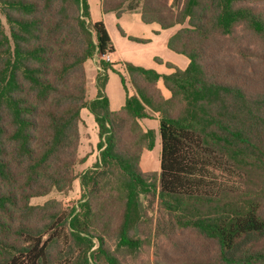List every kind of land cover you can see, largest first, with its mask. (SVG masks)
Segmentation results:
<instances>
[{"label": "trees", "instance_id": "16d2710c", "mask_svg": "<svg viewBox=\"0 0 264 264\" xmlns=\"http://www.w3.org/2000/svg\"><path fill=\"white\" fill-rule=\"evenodd\" d=\"M161 1L130 0L126 10L160 29L179 26L167 48L188 66L166 64L165 75L123 62L129 94L117 63L101 61L88 100L84 63L115 50L103 21L90 20L87 1L0 0V264H119L105 247L109 234L90 229L89 201L82 216L49 221L39 219L45 206L29 205L75 180L82 109L93 116L98 158L80 184L97 196L101 181L118 174L121 209L99 212L107 228L115 223L117 249L140 247L131 237L139 195L156 193L175 225L208 249L181 264H264V0ZM101 9L124 11L112 0ZM108 70L126 93L117 111L104 94ZM149 113L160 115L157 189L148 182L154 174L139 167L141 152L154 147L155 131L140 124Z\"/></svg>", "mask_w": 264, "mask_h": 264}, {"label": "rangeland", "instance_id": "374dc122", "mask_svg": "<svg viewBox=\"0 0 264 264\" xmlns=\"http://www.w3.org/2000/svg\"><path fill=\"white\" fill-rule=\"evenodd\" d=\"M86 1L90 20H98L100 16L99 7H101L103 0ZM112 1L115 5H120L123 10H126V6L128 2H130V0ZM161 3L162 1L158 0V4L161 5ZM1 20L4 28L7 29L5 19L1 17ZM139 22V17L135 12L127 13L121 20H117L113 14H107L105 16L106 26L112 38L111 41L117 49L119 58L117 59L116 55L113 53L108 55L110 60L107 61V59H105L106 57H100L96 53L90 60L86 61L87 63H84L86 97L88 100H92L96 97V67L100 66L101 61L107 63L116 61L115 63L117 64L113 66L114 69H119L118 72L122 76L125 86H129L131 90L132 87L127 75L125 72L121 71L123 62L120 60L146 69H153L165 75L172 70L168 68L166 64L176 69H181V61H188L185 57L174 54L164 45L167 40L166 31L155 34L153 31H149V26H145ZM181 27H186V24ZM120 28L131 35L125 34ZM129 38L136 39V41ZM140 40H145V42H141ZM254 65L258 67L256 64ZM122 87L123 85L119 75L108 70L104 94L109 101L110 99L112 100L115 107L123 104L125 90L124 87ZM160 88L163 93L167 95V92L163 89L161 84ZM149 114L152 119L141 120L140 122L144 129H154V147L152 150H143L141 152L139 167L142 172L154 174V177L149 179L148 182L155 184L157 189L160 164V136L158 133L160 115L153 113ZM80 116L79 144L77 147L78 161L74 166L75 180L72 182L69 189L64 191L52 189L43 196L33 197L29 200L30 206H45V212H42L39 219L43 220V218H45V220L49 221V218H56L60 213L69 214V219L74 214H80L82 216L84 214L82 205L89 201L93 209L91 215L87 219L90 229L93 231L94 235H102L104 234L103 231L109 234V236L103 237L106 242L105 247L111 250L119 264H181V262L184 263L190 260L200 261L202 258L206 257L208 255V249L203 247L202 243L192 231L185 228H178L175 225L174 220L160 206L156 193L154 195L151 193L139 195L141 209L140 219L137 222L136 232L132 233L131 237L140 240V247L136 250L125 247L117 249L118 239L115 235V223L107 228L99 212L105 205H108L110 210L116 209V211H118L121 209L123 196L116 193V189L119 187L118 174H109L101 181V193L97 196L90 191V187L85 189L81 186V176L94 166L98 158V150L96 148L98 137L93 116L86 109L81 111ZM258 181L259 180L255 177L249 178V186L254 187ZM157 220H159L161 225V231H159L158 234H156L155 231ZM97 247L98 241L93 239V247L91 250H95ZM73 251H77L76 246H74ZM57 253L59 257H64L63 249H59ZM53 254L54 250H51V255ZM60 264H63V261Z\"/></svg>", "mask_w": 264, "mask_h": 264}, {"label": "crops", "instance_id": "0c3cea01", "mask_svg": "<svg viewBox=\"0 0 264 264\" xmlns=\"http://www.w3.org/2000/svg\"><path fill=\"white\" fill-rule=\"evenodd\" d=\"M99 10H100V16H99V19L98 20H95V21H99V20H102L103 21V23H104V25H105V28H106V30H107V32H108V34H109V37H110V39L112 40V38H111V36H110V33H109V31H108V29H107V26H106V23H105V16L107 15V14H113L115 17H116V19L117 20H121L122 19V17L124 16V15H126L127 13H132V12H135L136 14H137V16L139 17V21L143 24V25H145V26H149V31H153L155 34H159L160 32H163V31H166V36H167V40L165 41V43H164V45L167 47V42H168V39L177 31V27H172V28H169V29H160V27H159V25L158 24H156V23H150V24H145V23H143L142 22V20H141V14H140V12H139V10H135V11H126V10H124V11H122V13H120V15L119 16H117L116 15V13L115 12H103L102 11V9H101V7H99ZM92 21V20H91ZM95 21H92V22H95ZM139 22V23H140ZM121 29V28H120ZM125 34H128V35H131V34H129V33H126V31H124L123 29H121ZM174 30V31H173ZM168 31V32H167ZM112 42V41H111ZM112 44H113V42H112ZM113 47H114V50H115V52H114V54L116 55V58L118 59L119 57H118V53H117V49H116V47H115V45L113 44ZM175 54V53H174ZM114 55V56H115ZM176 55H178V54H176ZM182 56V55H181ZM184 57V56H183ZM186 58V57H185ZM187 59V58H186ZM188 60V59H187ZM115 61V60H114ZM121 62H124V60H120ZM111 62H112V60H111ZM116 62V61H115ZM87 63V62H86ZM188 63H189V60L187 61V62H182L181 61V64H182V67H181V69H179V70H184L187 66H188ZM137 66V65H136ZM117 71H119V69H117V68H115ZM97 71H98V67H96V75H97ZM121 71L122 72H125V74H126V71L124 70V68H122L121 69ZM93 72V71H92ZM157 72V71H156ZM95 73V72H94ZM158 74H161V73H159V72H157ZM127 75V74H126ZM128 77V76H127ZM123 88V87H122ZM126 89H127V92H129V94H131L132 93V90L129 88V86H127L126 85ZM125 97H126V93H125V95H124V98H123V104L122 105H119L118 107H115L114 105H113V102H112V100L110 99V101H109V107H110V110L111 111H117V110H119L123 105H124V102H125ZM109 100V99H108ZM83 110V109H82ZM81 110V111H82ZM81 113V112H80ZM81 117V116H80ZM143 120H146V119H143ZM140 124H141V122H140ZM141 126H142V124H141ZM142 128L144 129V127L142 126ZM147 129H152V130H154L153 128H147ZM147 129H145V130H147Z\"/></svg>", "mask_w": 264, "mask_h": 264}, {"label": "built area", "instance_id": "2783aa9c", "mask_svg": "<svg viewBox=\"0 0 264 264\" xmlns=\"http://www.w3.org/2000/svg\"><path fill=\"white\" fill-rule=\"evenodd\" d=\"M105 57H106V58H105ZM105 57H104V58H105V59H107V61H108V60H110V58H109V56H108V55H107V56H105Z\"/></svg>", "mask_w": 264, "mask_h": 264}]
</instances>
